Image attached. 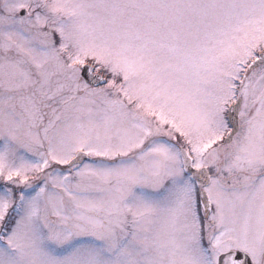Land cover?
<instances>
[{
    "label": "snow or ice",
    "instance_id": "snow-or-ice-1",
    "mask_svg": "<svg viewBox=\"0 0 264 264\" xmlns=\"http://www.w3.org/2000/svg\"><path fill=\"white\" fill-rule=\"evenodd\" d=\"M0 264H264V0H0Z\"/></svg>",
    "mask_w": 264,
    "mask_h": 264
}]
</instances>
